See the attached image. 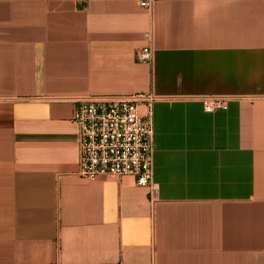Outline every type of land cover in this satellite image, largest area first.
Returning <instances> with one entry per match:
<instances>
[{"label":"crops","instance_id":"obj_1","mask_svg":"<svg viewBox=\"0 0 264 264\" xmlns=\"http://www.w3.org/2000/svg\"><path fill=\"white\" fill-rule=\"evenodd\" d=\"M141 93L153 188L78 178L71 100ZM0 264H264V0H0Z\"/></svg>","mask_w":264,"mask_h":264},{"label":"built area","instance_id":"obj_2","mask_svg":"<svg viewBox=\"0 0 264 264\" xmlns=\"http://www.w3.org/2000/svg\"><path fill=\"white\" fill-rule=\"evenodd\" d=\"M149 7L150 2H140ZM153 51L136 52L138 63H151ZM152 93L131 96L82 97L71 100L72 122L78 129V162L75 175L91 181L99 177L132 178L141 187L153 188ZM225 97H203V109L214 112L226 106Z\"/></svg>","mask_w":264,"mask_h":264}]
</instances>
